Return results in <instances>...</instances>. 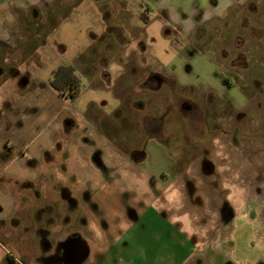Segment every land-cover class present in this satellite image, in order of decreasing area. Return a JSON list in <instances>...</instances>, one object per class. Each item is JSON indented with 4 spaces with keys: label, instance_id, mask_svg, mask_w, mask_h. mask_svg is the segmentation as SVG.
Returning a JSON list of instances; mask_svg holds the SVG:
<instances>
[{
    "label": "rangeland",
    "instance_id": "obj_1",
    "mask_svg": "<svg viewBox=\"0 0 264 264\" xmlns=\"http://www.w3.org/2000/svg\"><path fill=\"white\" fill-rule=\"evenodd\" d=\"M79 1L65 5L70 10ZM95 1L109 24L98 39L92 76L72 63L91 20L76 34L63 29L53 34L68 42L67 49L60 54L55 47L44 48L40 77L34 67H18L52 33L50 25L59 17H47L49 26L43 12L20 17L28 21L13 31L16 46L0 53V83L12 70L22 80L2 84L6 91L0 98L23 101V121L32 123L21 144H15L19 151L0 149V264H103L94 249L114 246L138 216L139 227H150L156 213L160 241L183 237L186 248L192 244L208 258L201 264H264V0L242 1L187 34L179 24H164V11L155 17L149 0ZM196 2L190 5L194 14L200 9ZM146 6L148 23L139 17ZM139 41L150 45L143 64ZM65 62L82 79L74 99L49 85L51 71ZM27 77L29 90L21 99L15 92ZM145 143V159L122 168L117 150L122 148L131 165V151ZM92 150L111 160L110 180L89 160ZM46 165L60 171L54 179L68 184L79 201L92 203V214L78 222L86 246L70 231H60L58 220L44 219L54 192L39 191L27 181L38 179ZM56 203L58 211L63 205ZM66 207L55 216L64 211L70 216ZM61 249L66 250L64 262Z\"/></svg>",
    "mask_w": 264,
    "mask_h": 264
},
{
    "label": "crops",
    "instance_id": "obj_2",
    "mask_svg": "<svg viewBox=\"0 0 264 264\" xmlns=\"http://www.w3.org/2000/svg\"><path fill=\"white\" fill-rule=\"evenodd\" d=\"M149 1H151L152 8L154 9V11L157 12V15H155V17L160 18L159 14H163L161 12L164 11L165 13L162 16L165 19V21L163 20L164 24H167L168 22H174L175 24H179L181 26L179 27L181 28L183 33L187 34L192 33V31L197 26L205 24L206 22H209L214 18L224 15L232 8H236V6L240 5V2L245 0H188V2L187 0H179L172 7H167L165 4V0ZM191 1H197L196 3L198 4L196 5L200 6L199 11L195 14L193 13L192 8L194 4H191ZM65 2L66 0H0V53L5 49L7 50L16 46L14 45L16 39L13 31L16 25L20 24L21 21L23 22L25 19H20V17H36L42 14L41 12H43L46 22L47 17H50L51 20L54 17H59L60 19L58 21H52L53 26L50 22H47L46 25L49 26L51 24L50 27L52 33H49L46 37H44V39L41 40L42 42L39 44L38 48L35 49L29 55H27L26 58L20 62V65L18 67V69L34 67V72L39 76V71L44 69V48L46 46L53 49L55 47L58 53L60 54H64L66 52L65 50L67 49L68 42L64 39L60 40V38L57 40L53 38V36L57 32L61 33V29H63V31H71L73 34H76L78 31H81L83 29L84 25L87 24V21L91 20V25L87 24V27L85 28V31L87 32V38L85 37L84 39V37H81L80 41L76 46V54L72 58V63L79 65L82 69L81 72L92 76V74L94 73V67H92V65H95V63L97 62L95 57H97L96 52L98 48L97 43L99 42L98 39L100 37V33L108 31L107 25L109 24V22L107 24V21L102 19L100 11L97 9V6L95 4V0H81L76 5L72 4L70 6L71 8L69 7L70 10L68 9L67 5H65ZM108 10L110 11V9ZM111 14L112 10L110 11V15ZM29 27V24H24L25 30L29 31ZM148 37L150 38V35ZM149 41H151V39ZM138 43L142 46L140 47L142 53L140 54L139 59L143 64L145 63V59L143 58V56L145 55L150 45L148 43V45H146L144 41H139ZM142 49H144L145 51H142ZM82 57H84V59ZM78 59L79 61H77ZM4 60L6 62V59ZM51 60L52 57L47 58L45 61ZM157 60L159 61V58ZM80 63H83L84 66H81ZM12 72L13 73H11L10 76H7V78L1 81L0 86L10 80H20V78H18V76L15 74L14 70H12ZM2 75L3 74L0 73V77ZM103 76L105 78L110 77V79H112L113 77L108 73H104ZM28 77L26 83L24 82V84H22V90L18 93L15 92L16 96L22 97V92H26L29 90ZM39 77L36 78H38V81H41ZM22 79L24 81L25 77H23ZM104 82L105 84L109 83V81L105 79L103 83ZM105 84L103 85L104 88H111ZM5 91L6 90H3V88H0V93ZM21 99H23V97ZM23 104V101L19 102L16 98H0V149L8 150L10 152L11 150L19 151L21 149V146H15V144H19L23 136H25V133H29L30 129H32L31 122L23 121V119L25 118V107ZM124 133L125 132H123V134ZM106 138H108L107 135ZM145 146L146 143L143 144L141 150L137 149L131 151L130 159L133 160V164L131 165L130 163L127 164L128 159L123 156L122 148L120 150H117V153H119L124 160L122 168L124 166V168L126 169L133 168L135 165H137V163L144 160L147 155ZM104 159L106 160L105 157L102 158L101 156H98L95 150H92L89 154V160L92 162L95 169H100V171L104 172L103 174H105L106 177L105 180L108 181L112 176H110L109 173H111V170L114 167L111 165V160L110 162H105L103 161ZM29 164L31 165V163ZM40 171L41 172L38 179H29L30 181L28 180L27 182L29 184H32V186H34L35 189L39 191L44 190L45 187V189L51 190V193L54 192L52 199L55 197V202H51L56 203L57 200L61 199L55 196V191H57L58 184H68L60 181L57 182L54 179L57 176L56 173L60 175V171H52L48 167L45 169L44 166L41 168ZM175 175H181V173ZM44 179H46V186L44 184ZM36 182L37 184L35 185ZM38 186L39 188L42 187V189L37 188ZM80 190L81 188L78 191ZM161 191L162 190L158 191V194L160 193L159 195L157 194L159 197L162 196L161 193L163 194V192ZM163 191H165L166 193L168 189H163ZM88 193L90 196L89 189ZM157 195L155 198H157ZM157 214L158 213H156V217H153V220L151 221L152 225L150 227H139L140 218L138 217L137 220L131 222L126 231H124V233L120 236V239L115 240V242L113 243L114 246H112L111 248H106L105 251H103V249H101L100 247L98 249H94V251L100 250L99 252H101L99 253V259L97 260H99L103 264H201L202 259L208 260L202 250L195 246H192V244L189 245L190 248H186L187 245L183 237H174L171 241L164 239L163 241H160V229L154 227V224H156V220L161 219L160 216L157 217ZM144 218L148 222V219L146 217ZM225 221L226 223L229 222L228 220ZM136 229L140 232L141 235L136 231ZM78 239H80L81 241V243L79 244L80 246H86L82 242V240L85 241V237H81L79 234ZM90 252H92V249L90 247H87V249L85 248V256H87L88 258L91 255ZM73 255L74 254H72V256ZM96 257L98 258V256ZM230 262L231 264H233L232 260H230ZM93 263L95 264L96 261H94Z\"/></svg>",
    "mask_w": 264,
    "mask_h": 264
},
{
    "label": "flooded vegetation",
    "instance_id": "obj_3",
    "mask_svg": "<svg viewBox=\"0 0 264 264\" xmlns=\"http://www.w3.org/2000/svg\"><path fill=\"white\" fill-rule=\"evenodd\" d=\"M234 108H239V106L238 107L235 106ZM255 113H263V112H261L260 109H258V110L255 109ZM259 118L261 119V117H259ZM263 118H264V116H263ZM83 194H86V193L83 192ZM55 196L61 198L58 200V202L62 203V205H63L62 207L67 206L66 210L69 213H71V215L69 216V214H64V213H66L64 211L62 214H60L61 217L58 215L55 216L54 213L57 214L60 211V208H62V207H59L58 211H57V209H56L57 203H54L56 206L54 204H51L50 210H45L44 214L46 215V217H44V219L50 217V219H54L55 221L58 220L57 222H55V224L62 227V230L60 229V231H64L66 229V230L70 231V236L73 235L74 237H76V236L79 237V234L84 236L85 232H84V230L79 229L78 222H81L82 221L81 218H84V216H85V219H87L88 215L92 214L91 209H90L91 207L89 208V206L92 205V203H89L88 202L89 200H85V199L80 200L81 204H79V207H77L78 206L77 202H80V201L78 200L76 194L73 193L72 189L68 185L61 184V183L58 184ZM47 203L50 204L51 201L47 202ZM225 204H228V203L225 201L222 205H225ZM137 218L134 219V221L137 220ZM67 225H69V227H67ZM48 229H49V227H48ZM49 230H51V229H49ZM55 232H58V231H55ZM71 250H73V249H70L68 251V255L70 254ZM65 251H66L65 249H63V250L61 249V253H62L61 254V260H63V262H64V255L66 253ZM62 256H63V258H62ZM68 261H70V260L68 259Z\"/></svg>",
    "mask_w": 264,
    "mask_h": 264
},
{
    "label": "trees",
    "instance_id": "obj_4",
    "mask_svg": "<svg viewBox=\"0 0 264 264\" xmlns=\"http://www.w3.org/2000/svg\"><path fill=\"white\" fill-rule=\"evenodd\" d=\"M148 10L149 7L146 6L139 16L145 23L150 21ZM49 85L70 99L76 98L83 87L81 76L76 72V68L72 64H60L53 69L49 77Z\"/></svg>",
    "mask_w": 264,
    "mask_h": 264
}]
</instances>
